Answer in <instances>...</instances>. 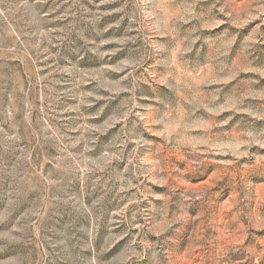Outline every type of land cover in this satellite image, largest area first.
Returning <instances> with one entry per match:
<instances>
[{
    "label": "rangeland",
    "instance_id": "rangeland-1",
    "mask_svg": "<svg viewBox=\"0 0 264 264\" xmlns=\"http://www.w3.org/2000/svg\"><path fill=\"white\" fill-rule=\"evenodd\" d=\"M0 264H264V0H0Z\"/></svg>",
    "mask_w": 264,
    "mask_h": 264
}]
</instances>
